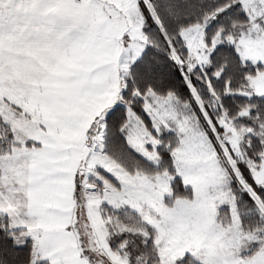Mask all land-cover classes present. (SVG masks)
<instances>
[{
  "label": "snow or ice",
  "instance_id": "obj_1",
  "mask_svg": "<svg viewBox=\"0 0 264 264\" xmlns=\"http://www.w3.org/2000/svg\"><path fill=\"white\" fill-rule=\"evenodd\" d=\"M0 264H264V0H0Z\"/></svg>",
  "mask_w": 264,
  "mask_h": 264
}]
</instances>
